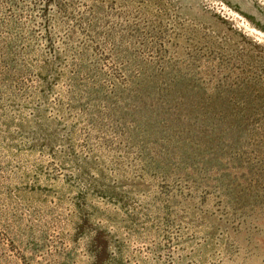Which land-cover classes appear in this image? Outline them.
I'll list each match as a JSON object with an SVG mask.
<instances>
[{"label": "rangeland", "instance_id": "rangeland-1", "mask_svg": "<svg viewBox=\"0 0 264 264\" xmlns=\"http://www.w3.org/2000/svg\"><path fill=\"white\" fill-rule=\"evenodd\" d=\"M0 264H264V0H0Z\"/></svg>", "mask_w": 264, "mask_h": 264}]
</instances>
